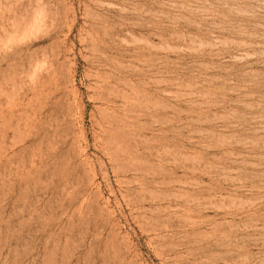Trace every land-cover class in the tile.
<instances>
[{"label": "rangeland", "instance_id": "obj_1", "mask_svg": "<svg viewBox=\"0 0 264 264\" xmlns=\"http://www.w3.org/2000/svg\"><path fill=\"white\" fill-rule=\"evenodd\" d=\"M0 264H264V0H0Z\"/></svg>", "mask_w": 264, "mask_h": 264}]
</instances>
